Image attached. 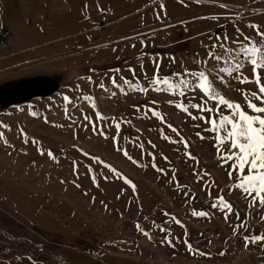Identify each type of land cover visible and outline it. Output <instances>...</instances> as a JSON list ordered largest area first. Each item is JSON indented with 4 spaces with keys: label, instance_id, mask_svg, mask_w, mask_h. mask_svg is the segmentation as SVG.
Wrapping results in <instances>:
<instances>
[{
    "label": "rangeland",
    "instance_id": "1",
    "mask_svg": "<svg viewBox=\"0 0 264 264\" xmlns=\"http://www.w3.org/2000/svg\"><path fill=\"white\" fill-rule=\"evenodd\" d=\"M252 24L264 0H0V264H264V204L220 159L234 149L176 107L201 114L183 70L243 62L264 44ZM219 42L235 48L217 63ZM224 76L250 112L257 86Z\"/></svg>",
    "mask_w": 264,
    "mask_h": 264
},
{
    "label": "snow or ice",
    "instance_id": "2",
    "mask_svg": "<svg viewBox=\"0 0 264 264\" xmlns=\"http://www.w3.org/2000/svg\"><path fill=\"white\" fill-rule=\"evenodd\" d=\"M249 27L256 30L260 40H264V31L259 30V25L252 24ZM250 39V37H245V42ZM228 40L227 36L223 38V41ZM212 47L218 51H209L208 57L219 63L225 56H232L235 45L228 46L223 42H219ZM240 55L243 57V62L236 60L235 56H232L234 63L222 68L215 79H213L214 69L213 71L206 67L197 68L196 70L184 69L183 72L194 76L195 80L187 81V78H185V81H181V85L183 86L185 82L196 84L197 94L202 97L203 102L192 104V107L196 108L201 114L193 116L184 103H178L176 107L187 113L194 120L205 121L209 125V130L216 133L215 142L218 148L224 145L226 141L230 144L231 149L234 150L222 154L220 159L224 163L232 161V167L238 170V179L232 186L243 190V192L252 197L254 202L259 199L260 203L264 204V82H262L264 81V75H262L264 73V44H258L255 41L247 46L242 44ZM200 63L206 64L207 61L202 60ZM248 67L251 70V79L244 72L245 68ZM131 71L134 72L135 70L131 69ZM224 73L229 74L239 84L254 83L257 86L256 91L248 90V94L244 95L246 107L251 110L250 112L245 111L239 102L227 98L226 94L217 87V80L227 86L228 80L225 78ZM88 79L91 78L89 77ZM153 79L157 84L162 82L175 87L167 76L161 81L159 63H155ZM113 82H115L114 78ZM237 90L243 94L244 90ZM180 95L183 96L184 92H181ZM65 98L67 99V97ZM208 100L214 103L215 108L208 107ZM169 103H173V101L170 100ZM153 104H155V101ZM221 106L228 109V112H220ZM205 112L210 115L205 117L203 115ZM153 114L163 121V115L159 111L153 109ZM97 115L100 114L97 113ZM168 127L172 128V125H168ZM197 136L203 138L199 132ZM113 140L115 141L116 137H113ZM183 143L187 146V141ZM122 151H124L125 156L128 155L126 150ZM48 154L49 156L52 155L50 151ZM187 155L191 157V153H187ZM153 167H155V164ZM245 169H247L246 172ZM159 171H163V169H159ZM229 176L232 177L233 173L229 172ZM253 193L255 195H252ZM223 203L224 201L221 199V204ZM229 207L231 206L229 205ZM199 215L203 216L206 213L201 212ZM245 239L251 238L246 237ZM256 239H264V237H256Z\"/></svg>",
    "mask_w": 264,
    "mask_h": 264
},
{
    "label": "built area",
    "instance_id": "3",
    "mask_svg": "<svg viewBox=\"0 0 264 264\" xmlns=\"http://www.w3.org/2000/svg\"><path fill=\"white\" fill-rule=\"evenodd\" d=\"M9 36V31L6 28L0 30V43H4L5 39Z\"/></svg>",
    "mask_w": 264,
    "mask_h": 264
}]
</instances>
